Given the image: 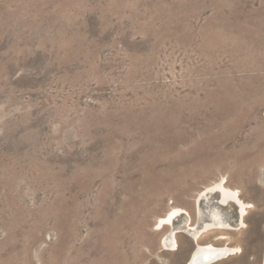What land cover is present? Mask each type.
<instances>
[{"label": "rangeland", "instance_id": "rangeland-1", "mask_svg": "<svg viewBox=\"0 0 264 264\" xmlns=\"http://www.w3.org/2000/svg\"><path fill=\"white\" fill-rule=\"evenodd\" d=\"M172 207L264 264V0H0V264H184Z\"/></svg>", "mask_w": 264, "mask_h": 264}, {"label": "bare ground", "instance_id": "bare-ground-1", "mask_svg": "<svg viewBox=\"0 0 264 264\" xmlns=\"http://www.w3.org/2000/svg\"><path fill=\"white\" fill-rule=\"evenodd\" d=\"M225 177L220 178L218 181L205 186L196 196L197 210L200 209V203L204 199H207V194L210 192L218 193L217 203L221 206H228L234 204L237 208V225L241 228L245 226L244 216L247 213V208L250 207L249 202H245L241 199V194L238 189H233L226 186ZM209 196V195H208ZM188 214L184 208L172 207L164 215L159 216L155 222L156 229H163L165 226H169L170 230L167 235L161 237L160 243L166 249L176 250L178 246L177 234L185 233L186 235L192 236L195 239L194 245L190 250L188 257L184 264H217L232 255L242 253L239 246H229L227 244L216 245L212 242H199V239L209 230H220L227 229V224L220 218V213L217 208L209 210V220L200 224L194 225L188 223L183 229L175 227L174 222L180 218L183 214ZM207 216V215H206ZM224 235L220 234L216 239H222ZM217 252L223 253L218 258H214L210 261L205 259L209 255L216 254ZM218 253V254H219Z\"/></svg>", "mask_w": 264, "mask_h": 264}, {"label": "water", "instance_id": "water-1", "mask_svg": "<svg viewBox=\"0 0 264 264\" xmlns=\"http://www.w3.org/2000/svg\"><path fill=\"white\" fill-rule=\"evenodd\" d=\"M219 252H217L216 254H213V255H209V257H207L205 260L206 261H210V260H212V259H214V258H218V257H220L221 255H223V253H219Z\"/></svg>", "mask_w": 264, "mask_h": 264}, {"label": "flooded vegetation", "instance_id": "flooded-vegetation-1", "mask_svg": "<svg viewBox=\"0 0 264 264\" xmlns=\"http://www.w3.org/2000/svg\"><path fill=\"white\" fill-rule=\"evenodd\" d=\"M237 212V211H236Z\"/></svg>", "mask_w": 264, "mask_h": 264}]
</instances>
